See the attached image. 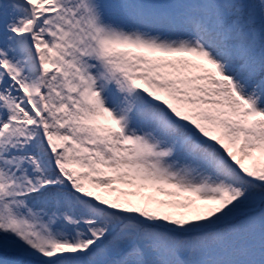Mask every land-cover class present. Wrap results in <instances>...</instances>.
<instances>
[{"label": "snow or ice", "instance_id": "snow-or-ice-1", "mask_svg": "<svg viewBox=\"0 0 264 264\" xmlns=\"http://www.w3.org/2000/svg\"><path fill=\"white\" fill-rule=\"evenodd\" d=\"M0 264H264V0H0Z\"/></svg>", "mask_w": 264, "mask_h": 264}]
</instances>
